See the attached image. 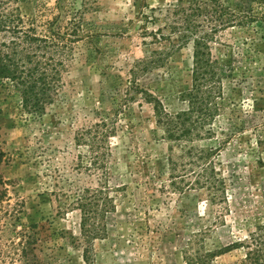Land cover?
Returning <instances> with one entry per match:
<instances>
[{"label":"trees","instance_id":"16d2710c","mask_svg":"<svg viewBox=\"0 0 264 264\" xmlns=\"http://www.w3.org/2000/svg\"><path fill=\"white\" fill-rule=\"evenodd\" d=\"M31 1L0 0V80L14 87L23 113L36 121L60 97L64 76L71 69L90 67L105 74L99 64L105 53L101 46L103 34L87 16L91 12L87 3L55 0L54 6L47 7L34 0L35 11L28 15L23 5ZM149 2L134 0V7L143 23L142 34L151 37V44L158 48L132 65L122 83L124 91L111 96L113 109L107 111L102 105L94 109V119L68 131L67 145L54 149L42 160L53 184L38 194L41 200L35 214L40 216L39 221L24 222L30 218L24 203L8 204L2 209L5 226L13 227V237L8 247H3L7 255L0 264H97L96 243L107 240L111 227H115L111 220L118 209V193L125 187L115 182L121 176L122 165L114 140L133 127L122 123L121 118L135 100L151 106L156 124L153 132L160 133L157 140L169 145L166 155L140 159L136 173L142 175L141 184L147 188L181 198L187 224L184 228L189 235L184 259L189 264H212L216 257L243 247L246 264H264V216L247 230L245 238L234 240L224 249H207L216 232L213 223L204 222L202 215L185 203L190 197H205L213 214L214 206L228 201L232 181L218 161L220 150L198 143L217 137L214 124L222 113L223 81L233 68L227 51L219 48L214 52L219 34L251 25L252 17L222 0H173L158 6ZM148 25L158 27L150 29ZM191 44V87L180 96L187 108L172 113L142 79L147 73L165 68L175 52ZM98 102L103 104L104 99ZM234 128L230 127V135ZM225 144L223 141L220 146ZM68 145L76 149L70 153L71 160L65 155ZM39 148L38 156H44L47 149ZM3 196L5 192L0 193V203ZM53 202L57 204L54 212L44 208ZM69 215L76 217L74 228L63 225Z\"/></svg>","mask_w":264,"mask_h":264},{"label":"rangeland","instance_id":"374dc122","mask_svg":"<svg viewBox=\"0 0 264 264\" xmlns=\"http://www.w3.org/2000/svg\"><path fill=\"white\" fill-rule=\"evenodd\" d=\"M40 1L47 7L55 3V0ZM172 1L150 0L149 3L158 6ZM222 1L244 16L252 17L253 22L247 27L237 26L220 33L214 49L215 53L219 48L227 51L233 68L223 81L222 113L214 124L217 137L198 145L220 150L218 161L232 186L228 201L214 206L213 214L205 197L199 200L190 197L185 201L202 215L204 222L213 223L212 229L216 232L207 249H224L234 240L245 238L247 230L264 216V0ZM78 2L87 3L91 8L87 16L103 34L101 46L105 56L99 64L105 74L90 67L71 69L64 76L65 87L60 97L36 121L23 113L14 87L0 80V193L5 192L0 203L2 261L7 255L3 247H8L13 237V227L5 226L7 219L2 209L8 204L24 203L23 209L30 210V218L24 222L39 221L40 216L36 214L41 198L38 194L53 184L48 176L50 170L42 160L54 149L67 145L68 131L94 119V109L101 105L107 111L113 109L111 96L124 91L122 83L132 65L146 52L158 48L151 44V37L142 34L143 23L138 19L134 0ZM23 11L32 15L34 0L24 4ZM192 66L191 44L175 52L165 68L145 74L142 81L162 98L170 112L176 113L187 108L180 96L191 87ZM119 84L122 85L119 87ZM101 97L103 104L98 102ZM121 121L133 125L114 140L119 146L118 158L122 165L121 176L115 182L125 187L118 193V209L111 220L115 227H111L107 240L96 243L97 264H189L184 259L189 235L184 228L187 224L182 216L181 198L147 188L141 184L142 175L136 173L135 166L145 155L153 158L169 152V145L157 140L160 133L153 132L156 124L151 106L135 100ZM230 127H235L232 135ZM223 141L226 144L220 146ZM68 146L65 155L71 160L70 153L74 154L76 149ZM39 147L47 149L44 156H38ZM122 151L127 153L126 157ZM56 206L53 202L44 208L54 212ZM76 222V217L69 215L63 225L74 228ZM245 251L243 247L231 249L216 257L212 264H246Z\"/></svg>","mask_w":264,"mask_h":264}]
</instances>
